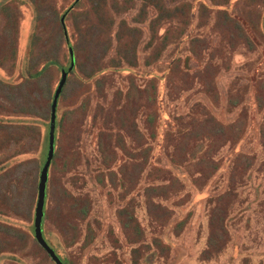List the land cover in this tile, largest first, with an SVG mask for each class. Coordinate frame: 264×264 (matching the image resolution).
Here are the masks:
<instances>
[{"label":"rangeland","instance_id":"1","mask_svg":"<svg viewBox=\"0 0 264 264\" xmlns=\"http://www.w3.org/2000/svg\"><path fill=\"white\" fill-rule=\"evenodd\" d=\"M61 68L64 264H264V0H0V264H55Z\"/></svg>","mask_w":264,"mask_h":264},{"label":"water","instance_id":"2","mask_svg":"<svg viewBox=\"0 0 264 264\" xmlns=\"http://www.w3.org/2000/svg\"><path fill=\"white\" fill-rule=\"evenodd\" d=\"M77 1L78 0H76V2ZM60 23L62 25L63 32L67 41V32L65 30V25H64V15L61 16ZM68 52L70 58V66L68 70H71L74 65V58H73L72 48L70 45L68 46ZM68 70L61 68L60 79L53 92L50 103L49 122H48V131H47V150H46L45 160L42 164V167L38 175L36 202H35L34 215H33V238L55 264H64V263L60 260V258L54 252V250L44 240L41 231V219L43 216V206H44V198L46 194V184L48 180L49 167L54 155L57 101L61 93V90L63 88V85L66 81Z\"/></svg>","mask_w":264,"mask_h":264},{"label":"trees","instance_id":"3","mask_svg":"<svg viewBox=\"0 0 264 264\" xmlns=\"http://www.w3.org/2000/svg\"><path fill=\"white\" fill-rule=\"evenodd\" d=\"M31 77V76H30ZM155 102H156V100L154 99V98H150V100H147V106H148V108H149V111H151V110H154V111H156L157 109H156V107L157 106H155ZM156 116V115H155ZM147 124H148V126L149 127H151L153 124H154V121H152L150 118L148 119V121H147ZM57 126H58V124H56V128H57ZM59 129H61V131L63 132V127H62V125L61 126H59L58 127ZM149 129V128H148ZM150 130H152V132H154V129H153V127L150 129ZM151 132V133H152ZM234 134V133H233ZM235 135V138H239V137H243L242 135V132H239L238 134L236 133V134H234ZM238 136V137H237ZM46 138H47V136H46ZM151 138H154V136L151 134ZM232 137H231V135H229V134H227V136H226V140H230ZM45 150H47V141H46V144H45ZM150 147H147V149H145V157H146V161H147V157H148V154L150 153ZM44 154H46L45 152L42 154V157H44ZM159 172H161V174H164L165 173V171H162V170H160ZM163 176V175H162ZM164 178H166L167 180H169V181H171V180H173L174 178L173 177H171V176H169V177H166V176H163ZM165 212V211H164ZM168 213L167 212H165V215H167ZM178 226V225H177Z\"/></svg>","mask_w":264,"mask_h":264},{"label":"flooded vegetation","instance_id":"4","mask_svg":"<svg viewBox=\"0 0 264 264\" xmlns=\"http://www.w3.org/2000/svg\"><path fill=\"white\" fill-rule=\"evenodd\" d=\"M49 122V121H48ZM46 155V154H45ZM45 155H44V160H45ZM39 160V163L41 162V157H39L38 158ZM44 160L42 161V163L40 164V169H41V167H42V164H43V162H44ZM40 169H39V171H40ZM4 171H6V169H3V170H0V174H3V172ZM38 175H39V173H38ZM1 176V175H0ZM37 182H38V178H37ZM36 191H37V187H36ZM44 215H45V198H44V206H43V216H42V219H41V231H42V236H43V238H44V240H45V237H44V234H43V228H42V226H43V220H44ZM32 226H33V223H32ZM33 229V228H32ZM38 244V243H37ZM58 256V255H57ZM49 257V256H48ZM59 257V256H58ZM60 258V257H59ZM61 260V259H60ZM62 261V260H61Z\"/></svg>","mask_w":264,"mask_h":264}]
</instances>
